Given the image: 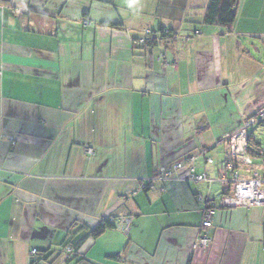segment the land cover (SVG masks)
<instances>
[{
    "label": "crops",
    "instance_id": "crops-1",
    "mask_svg": "<svg viewBox=\"0 0 264 264\" xmlns=\"http://www.w3.org/2000/svg\"><path fill=\"white\" fill-rule=\"evenodd\" d=\"M115 2L0 0V264H264V204L221 206L219 172L249 146L239 176L264 177L244 125L264 108V0L231 26L203 23L209 0ZM162 27L173 38L140 46ZM111 216L128 232L92 236Z\"/></svg>",
    "mask_w": 264,
    "mask_h": 264
},
{
    "label": "built area",
    "instance_id": "built-area-1",
    "mask_svg": "<svg viewBox=\"0 0 264 264\" xmlns=\"http://www.w3.org/2000/svg\"><path fill=\"white\" fill-rule=\"evenodd\" d=\"M151 32L147 31L146 35H150ZM144 38L139 40V43L142 44L144 42ZM258 116H264V108L258 111ZM257 122V118H247L244 125L246 128L252 126ZM87 151L89 153H93L92 148H88ZM202 155L206 156L207 150L203 149L201 151ZM232 156L233 161L227 162L223 168L219 169L221 176L224 177L227 171H231L232 178V189L228 195L224 196L221 206H235V205H242V206H251V205H262L264 204V177L261 176L260 172L252 171V175L249 178H240L239 172L236 167V163L238 161H242L246 164H252L253 157L248 152L247 148L244 147L242 150L236 147L232 149ZM193 160V158H192ZM207 162H212V158L207 157ZM262 162L264 164V158H262ZM182 162L175 163L171 167H163L160 170V177L166 178L170 176L175 170H178L183 167ZM190 180L195 182H200L208 179L206 173L201 172L197 173L194 168H190ZM199 200H203L202 196H199ZM217 210V206L212 201H207L206 206L202 210V228L204 230L201 231L198 240L196 241V246L205 249L209 246L211 241V235L207 231L213 224V216L215 215ZM110 221L118 224L120 229L127 233L129 230V223L127 219L124 217L117 218V217H110ZM66 252L72 253L73 249L72 246L68 245L65 247ZM32 255H37V250H32Z\"/></svg>",
    "mask_w": 264,
    "mask_h": 264
},
{
    "label": "trees",
    "instance_id": "trees-1",
    "mask_svg": "<svg viewBox=\"0 0 264 264\" xmlns=\"http://www.w3.org/2000/svg\"><path fill=\"white\" fill-rule=\"evenodd\" d=\"M97 1H105V0H97ZM239 0H209L204 17H203V23L205 25H222V26H231L237 16V7H238ZM160 33V37H154L152 32L150 35H146L144 37V42L140 44L141 47H151L158 44L160 40L164 39H171L173 38V31L170 28H160L158 30ZM258 116V113L253 114L249 118H255ZM260 117L257 118V120ZM260 120V119H259ZM249 144L254 143L255 140L253 139L252 134L249 135ZM248 152L253 155H261L257 153L256 151H252V148L248 146ZM112 217V216H111ZM110 218V217H109ZM109 218H105L100 222V224L94 228L91 231L92 236H100L107 228L114 227L116 223L109 220ZM72 246V253L75 251V245L74 244H66V246ZM66 251V249L64 248ZM70 254V253H69Z\"/></svg>",
    "mask_w": 264,
    "mask_h": 264
},
{
    "label": "rangeland",
    "instance_id": "rangeland-1",
    "mask_svg": "<svg viewBox=\"0 0 264 264\" xmlns=\"http://www.w3.org/2000/svg\"><path fill=\"white\" fill-rule=\"evenodd\" d=\"M113 1H116L115 3L119 7L121 13L127 12L128 11L127 9H130L128 7L129 5L132 9V13L135 14L141 10L150 8L154 4L155 0H113ZM133 3L134 6H132ZM251 133H253V138L256 139V141H258L259 143H261L262 151L264 153V118L261 123L256 122L253 126L249 127V134ZM262 158H264V155L256 160L260 161ZM256 163H258V161Z\"/></svg>",
    "mask_w": 264,
    "mask_h": 264
}]
</instances>
